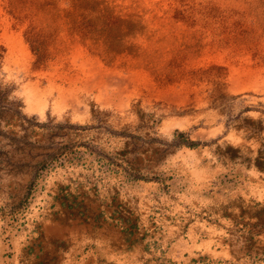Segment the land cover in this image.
<instances>
[{"label": "rangeland", "instance_id": "obj_1", "mask_svg": "<svg viewBox=\"0 0 264 264\" xmlns=\"http://www.w3.org/2000/svg\"><path fill=\"white\" fill-rule=\"evenodd\" d=\"M0 264H264V0H0Z\"/></svg>", "mask_w": 264, "mask_h": 264}, {"label": "trees", "instance_id": "obj_2", "mask_svg": "<svg viewBox=\"0 0 264 264\" xmlns=\"http://www.w3.org/2000/svg\"><path fill=\"white\" fill-rule=\"evenodd\" d=\"M257 166H260L259 163H257Z\"/></svg>", "mask_w": 264, "mask_h": 264}]
</instances>
